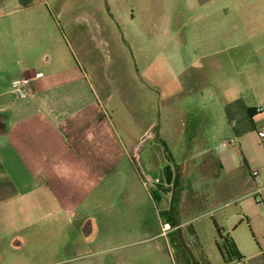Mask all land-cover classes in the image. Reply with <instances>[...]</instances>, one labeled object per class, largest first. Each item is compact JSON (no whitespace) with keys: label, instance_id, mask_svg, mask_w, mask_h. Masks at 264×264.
Instances as JSON below:
<instances>
[{"label":"crops","instance_id":"obj_1","mask_svg":"<svg viewBox=\"0 0 264 264\" xmlns=\"http://www.w3.org/2000/svg\"><path fill=\"white\" fill-rule=\"evenodd\" d=\"M74 1L0 0V264H194L179 226L201 264H212L206 253L211 245L205 248L196 226L195 193L175 198L174 184L169 202L168 183L158 175L168 166L159 163L162 148L147 152L143 143L134 156L155 124L144 117L137 77L122 69L105 71L101 48L107 23L95 2ZM253 7L185 0L176 9L181 57L186 60L192 45L208 57L209 86L241 146L246 137L258 141L257 131L264 127V51H259L264 40L256 47L255 65L242 55L247 49L241 50L264 37V23L252 24L245 16L258 13ZM202 26L207 37L193 31ZM216 53L226 56L212 58ZM228 61L238 64L223 72ZM22 76L30 79L26 97L12 84ZM233 93L239 95L221 99ZM155 135L148 138L150 145L157 143ZM210 157L224 171L218 158ZM254 165L239 166L236 180L224 171L220 191L253 195L264 186V152ZM253 169L259 171L256 178ZM148 177L159 181L146 184ZM61 220L71 228L58 230ZM216 225L243 256L233 231L216 221L212 247L220 252L216 241L223 242ZM263 251L251 259L264 258ZM221 256L225 264L230 260Z\"/></svg>","mask_w":264,"mask_h":264},{"label":"rangeland","instance_id":"obj_2","mask_svg":"<svg viewBox=\"0 0 264 264\" xmlns=\"http://www.w3.org/2000/svg\"><path fill=\"white\" fill-rule=\"evenodd\" d=\"M70 1L63 0L62 4H69ZM94 2L107 23L105 28L108 27L105 30L106 42L101 48L103 68L108 72L118 69L130 71L137 77V88L141 92L140 103L142 106L146 105L144 117L146 120L154 119V132L160 129V134L155 135L157 143L150 145L151 140L147 138L144 150L146 148L147 152H160L159 149L162 148L164 152L159 163L167 161L168 166L158 175L168 183L169 202L174 184L175 198L178 196L190 199L195 193L200 200L199 206L192 209L198 213L196 226L201 234L202 244L205 248L211 245V251L206 253L212 264H225L217 248L212 247L213 235H216L214 221L233 231L243 256L248 257L250 262L264 264L262 254L253 259L250 256L259 252L260 248L264 250V207L256 202L254 194H242L239 189H221V192L219 185L226 179L224 171L227 172V177L236 180L239 166L254 168L255 158L264 152V144L258 135V141L246 137L243 146L240 138L232 146L220 144L231 138L234 131L224 113L222 102L216 100L209 86L208 57L205 58L203 50L199 47L195 49L192 45L187 47L186 60H183V51L178 45L176 9L185 5V0H89V5ZM232 2L254 5L258 13H245L248 22L264 23V0ZM188 14L184 13L190 18ZM170 24L172 28H169ZM252 24L250 25L253 27ZM202 28L203 26L193 31L207 37V30ZM262 40L264 37L258 36L253 40L254 43L251 41L241 47V50L247 49L242 55L249 59L250 64H256L255 58L259 50L256 47H260ZM236 48L238 46H233L232 51ZM259 51H264V48ZM223 56H226L225 53H216L212 58L221 59ZM237 64V61L230 64L228 61L227 66H222V71L225 72L228 68L231 70ZM181 80L184 81V87L179 89ZM236 95L239 94L223 95L221 99ZM172 153L177 160H174L175 164L171 159ZM211 154L218 158L224 171H220V164L210 157ZM216 179L219 181L215 182ZM212 188H216L215 192L210 190ZM188 209L190 206L186 202L185 211ZM66 224L64 220L58 221L57 229L71 228ZM214 254L217 257L214 258ZM230 257L231 254L225 252V258Z\"/></svg>","mask_w":264,"mask_h":264},{"label":"built area","instance_id":"obj_3","mask_svg":"<svg viewBox=\"0 0 264 264\" xmlns=\"http://www.w3.org/2000/svg\"><path fill=\"white\" fill-rule=\"evenodd\" d=\"M37 76H41L43 75V72H39L36 74ZM12 84L14 86V89L17 93V95L19 97H26L28 95H30L31 93V90H30V79L28 77H25V76H22V77H19V78H15L13 81H12ZM259 137L261 139H264V127L260 128L258 131H257ZM155 135V132H154V129L150 130L149 132H147L144 136V138L141 140L140 143H138L136 149L134 150V156H139L138 152L141 148V145L144 143V141L149 138V137H153ZM238 140L236 138V136H232L231 138L221 142L220 144L223 145V146H232L234 144H237ZM258 169H253L252 170V175L256 178L258 176ZM145 183L148 184L150 182H158L159 179L156 178V179H153L152 177H148L146 178L145 180ZM254 198L256 200V202L261 205V206H264V186H259L255 191H254ZM169 227V226H166L165 229ZM264 254V251L262 252ZM226 264H250L248 258L246 257H243V256H240V257H234V258H231L230 260H228L226 262Z\"/></svg>","mask_w":264,"mask_h":264},{"label":"trees","instance_id":"obj_4","mask_svg":"<svg viewBox=\"0 0 264 264\" xmlns=\"http://www.w3.org/2000/svg\"><path fill=\"white\" fill-rule=\"evenodd\" d=\"M218 237H220V240H223V242H220L219 240L216 241V245L218 249L220 250L221 254L225 257V252L228 254H231V258L234 257H240L239 252L237 251V248L235 246V242L231 235L227 233L226 235H223L221 228L216 225ZM190 232L192 234H195L193 228H190ZM230 258V259H231Z\"/></svg>","mask_w":264,"mask_h":264},{"label":"water","instance_id":"obj_5","mask_svg":"<svg viewBox=\"0 0 264 264\" xmlns=\"http://www.w3.org/2000/svg\"><path fill=\"white\" fill-rule=\"evenodd\" d=\"M175 179H177V173H176V178ZM174 188H173V192H172V195H171V203L173 202V199H174V190H175ZM179 232H180V237H179L180 241H181L182 245L184 246V248L186 249L190 259L192 260V262L194 264H201L200 260L197 258V256L194 253L193 249L191 248V246L185 240L184 234H183V229L180 226H179Z\"/></svg>","mask_w":264,"mask_h":264}]
</instances>
